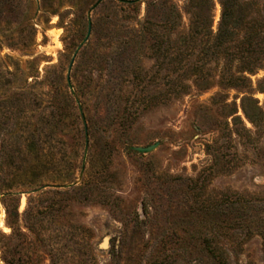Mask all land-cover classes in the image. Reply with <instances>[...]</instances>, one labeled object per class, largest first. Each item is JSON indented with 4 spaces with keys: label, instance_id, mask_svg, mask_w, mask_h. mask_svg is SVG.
Instances as JSON below:
<instances>
[{
    "label": "rangeland",
    "instance_id": "374dc122",
    "mask_svg": "<svg viewBox=\"0 0 264 264\" xmlns=\"http://www.w3.org/2000/svg\"><path fill=\"white\" fill-rule=\"evenodd\" d=\"M99 1L0 0V264H264V36Z\"/></svg>",
    "mask_w": 264,
    "mask_h": 264
},
{
    "label": "trees",
    "instance_id": "16d2710c",
    "mask_svg": "<svg viewBox=\"0 0 264 264\" xmlns=\"http://www.w3.org/2000/svg\"><path fill=\"white\" fill-rule=\"evenodd\" d=\"M129 5H135L138 3V0L135 1H123ZM205 5V20L204 24H206V30L196 31V34H199L200 37L207 36L209 41H214L216 43V47L220 48L223 46V43H225L226 39L231 38L233 36V29H237L238 27L242 29L245 32L246 42L251 38H263L264 36V18L262 19H253L251 16L254 14V10L252 8H255V4L247 1H240V0H222V17L220 21V25L217 32H214L211 28V21H212V9L213 7L210 4V0L204 1ZM249 17V19H248ZM253 21V22H251ZM258 23L259 26L253 25V23ZM210 25V26H209ZM208 30V31H207ZM235 34V33H234ZM252 35H254L252 37ZM198 36V37H199ZM243 64L245 67L243 68L240 73L244 74V76H240L238 79L240 81L247 80L248 78L245 77L246 73L252 74L255 69L259 67V63L261 61V58L259 60H252V58L243 59ZM264 92V90H263ZM211 247H209L210 249Z\"/></svg>",
    "mask_w": 264,
    "mask_h": 264
},
{
    "label": "water",
    "instance_id": "95a60500",
    "mask_svg": "<svg viewBox=\"0 0 264 264\" xmlns=\"http://www.w3.org/2000/svg\"><path fill=\"white\" fill-rule=\"evenodd\" d=\"M104 0H100L94 7H93V10L96 9ZM142 0H138V2H140ZM38 2V0H37ZM92 12L89 13V16H88V24H89V28H88V34L85 38V40L83 41V43L79 46V48L77 49L72 61H71V64H70V68H69V71H68V75H67V81H68V84H69V88L72 92V94L74 95V97L76 98L77 100V103H78V106H79V109H80V113H81V116L83 118V121L86 123V119H85V114H84V111H83V107H82V104L80 102V100L77 98V95L75 93V90H74V87H73V84H72V81H71V72H72V69H73V66H74V63H75V60L77 58V55L79 54L80 50L85 46V44L89 41L90 37H91V34H92V27H93V23H92ZM155 147H149V148H138V150L140 152H150L154 149ZM87 153H88V143H87V149H86V154H85V159H84V168H83V172L78 180L77 183L75 184H72V185H69L68 187H74V186H77L80 184L82 178H83V174H84V170H85V166H86V162H87ZM47 187L43 188V189H46Z\"/></svg>",
    "mask_w": 264,
    "mask_h": 264
}]
</instances>
